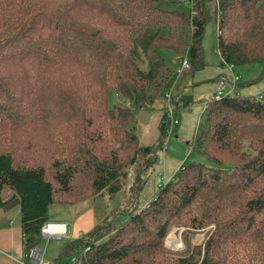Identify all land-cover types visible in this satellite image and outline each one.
<instances>
[{"label": "trees", "instance_id": "obj_1", "mask_svg": "<svg viewBox=\"0 0 264 264\" xmlns=\"http://www.w3.org/2000/svg\"><path fill=\"white\" fill-rule=\"evenodd\" d=\"M185 4L190 13L176 9ZM212 20L226 65L264 64V0H0V131L2 122L31 115L36 108L30 104L39 98L43 114L46 105L66 107L75 135L68 142L53 139V180L45 166H17L12 155H0V210L20 208L26 251L41 243L54 205L117 196L125 159L155 155L151 146L138 147L134 111L154 107L163 96L169 71L160 49L187 48L191 69L197 70ZM29 84L40 91L26 107L22 96ZM110 93L131 108H112ZM259 96L232 93L208 101L189 143L204 162L182 166L146 209L118 219L113 234L93 238L97 227L66 244L56 264L64 257H75V264H117L160 251L170 227L187 216L193 228H216L205 250L195 246L175 264H264V96ZM161 120V131L170 128L169 117ZM154 165L141 168L147 174ZM77 177L90 183L75 187ZM151 258L144 264H158Z\"/></svg>", "mask_w": 264, "mask_h": 264}, {"label": "rangeland", "instance_id": "obj_2", "mask_svg": "<svg viewBox=\"0 0 264 264\" xmlns=\"http://www.w3.org/2000/svg\"><path fill=\"white\" fill-rule=\"evenodd\" d=\"M215 4L216 1H212L209 5L214 7ZM176 9L190 13L191 5L185 4ZM205 30L202 40L203 64L197 70L191 69L178 79L175 78V72L188 57V49L186 48L183 52L174 49H160L161 56L166 61V67L169 71L163 86V96L158 102L156 101L154 107L134 111L137 119L138 147L151 146L155 149L156 156L150 154L145 157L135 153L125 159V168L120 175L123 186L117 196L106 195L105 198L91 199V201L77 203L74 206L54 205L49 214V219L53 223L65 222L70 229L74 228V233L81 237L91 232L108 214L105 218L106 221L102 222L92 234L93 238L103 234L109 235L111 232L113 234L120 227L122 222L120 220L126 219L132 213H139L146 209L148 202L159 191L164 182L175 181L178 176L177 172L182 166H187L193 161L204 162L192 151L189 143L195 138L206 104L218 95L220 82L226 83L227 89L224 96L232 93H238L242 97L264 96V64L258 63L243 67L226 65L219 53L217 22L215 20L209 21ZM236 76L239 77V81L232 85L231 82ZM29 87L30 90L25 91L22 96V100L26 102V107L29 106L33 93L40 91L39 88L32 91L33 88L31 89L30 84ZM168 92L174 97L170 102L164 98ZM108 100L112 108L116 104L130 108L132 105L115 93H110ZM186 101L190 102L188 107H186ZM30 105L36 108L31 115L20 116L16 123H14L15 121L2 122L6 123V126H2L0 131V155L3 153L12 155L17 166H45L47 178L53 180L52 158L57 156L53 139L62 138L67 142L69 138L72 140L75 135L69 127L71 121L67 119L68 115L65 114L64 109L66 107L60 102L57 105L54 103V108L46 105L45 108L48 113L45 114L42 112L43 108L39 98L35 106ZM38 109L41 114L38 113ZM169 111L175 112L174 117L179 123L170 126V128L168 126L165 131H161V119L167 122ZM76 120L80 119L76 118ZM165 149L167 150L165 151ZM154 161L153 169L147 170V174H145L146 169L141 168L143 163L145 165L147 162L154 163ZM142 173H144L143 176ZM77 178L80 181L75 187L86 186L87 182L90 183L87 178ZM84 179L87 181L85 182ZM9 196L10 194L7 193L6 198ZM0 216L3 217H0V233L6 232L7 228L22 232L20 208L13 206L5 211L0 210ZM191 219L190 216L181 218L170 227L162 250L154 249L150 250L149 253L136 254L117 264H144L150 256H153L151 261L155 259L158 264H175L180 257H185L191 253L190 251L195 246L205 250L207 241L213 235L216 227L214 224H210L204 229H196L191 226ZM69 235L72 240L74 235L71 231ZM89 237L92 235H88L84 239ZM63 243H67L66 238L63 240L52 239L48 244L43 238L41 239L39 246L46 250L43 264H55L54 259L59 256ZM15 245L19 248L22 247V237L19 234L16 236ZM203 254L205 253L203 252ZM66 261L67 258L64 257L63 263Z\"/></svg>", "mask_w": 264, "mask_h": 264}, {"label": "built area", "instance_id": "obj_3", "mask_svg": "<svg viewBox=\"0 0 264 264\" xmlns=\"http://www.w3.org/2000/svg\"><path fill=\"white\" fill-rule=\"evenodd\" d=\"M233 67V66H231ZM192 68L191 60L189 57H186L185 61H183L182 65L180 68L177 70V78L183 76L186 74L188 71H190ZM239 81V77L236 76L234 80H232V85H235ZM220 90L218 91V95H224L227 87L225 82H220ZM172 91V90H171ZM173 99V96L170 94V92L167 93V100L170 101ZM259 99H262V95L259 96ZM175 112L169 111L168 112V117H169V123L170 126H173L174 124L177 125L179 122L176 120V117H174ZM167 149H165L166 151ZM163 184H166L164 182ZM162 184V185H163ZM162 187V186H161ZM67 225L66 224H56L53 222H48L41 231L42 238L45 241H49L50 239H58V240H63L67 237ZM170 238V237H168ZM45 257V250H43L40 246H35L30 250V258L32 260L33 264H43ZM76 263V258L72 257L71 259L67 260L63 264H75Z\"/></svg>", "mask_w": 264, "mask_h": 264}, {"label": "crops", "instance_id": "obj_4", "mask_svg": "<svg viewBox=\"0 0 264 264\" xmlns=\"http://www.w3.org/2000/svg\"><path fill=\"white\" fill-rule=\"evenodd\" d=\"M91 199H95V197L92 196L91 198H88V199L79 200L74 204L62 205V206H74L77 203H83L86 201H91ZM111 199H112V197H111ZM112 200H114V199H112ZM3 211H5V210H3ZM107 215L108 214H106L105 217L102 219L103 220L102 222L106 221L105 218L107 217ZM2 216H0V217H2ZM48 222H52V221L49 219ZM102 222L100 224H98L95 228L100 226L102 224ZM61 224H66V223L62 222ZM95 224H96V221H95ZM95 228H93L92 230H94ZM73 230H74V228L70 229V227L67 225V234H66L67 235V237H66L67 243L66 244H68L69 241L70 242L76 241V240L83 237V236L79 237L77 235V233H74ZM70 231L74 235V238L72 240L70 239V235H69ZM17 234H19V236L21 235V237H22V247L21 248H19L15 245V240H16ZM68 238H69V241H68ZM24 240H25V237L23 235V232H17L11 228H7L6 232L0 233V264H33L32 260L30 258V251H26L25 244H23ZM50 240H52V239H50ZM56 240H58V239H56ZM49 241L48 242L46 241V243L48 244ZM64 243H63V246L60 248L61 251H60L59 256L54 259L55 264L57 263L56 261L62 256V254L64 252L63 249H64V246L66 245ZM45 254H46V250H45ZM26 262H28V263H26Z\"/></svg>", "mask_w": 264, "mask_h": 264}, {"label": "water", "instance_id": "obj_5", "mask_svg": "<svg viewBox=\"0 0 264 264\" xmlns=\"http://www.w3.org/2000/svg\"><path fill=\"white\" fill-rule=\"evenodd\" d=\"M134 162V161H133Z\"/></svg>", "mask_w": 264, "mask_h": 264}]
</instances>
